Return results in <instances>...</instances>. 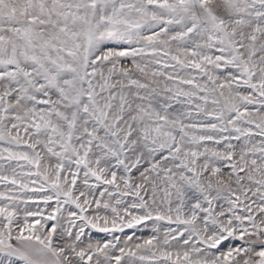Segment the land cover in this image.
<instances>
[{"label":"snow or ice","instance_id":"snow-or-ice-1","mask_svg":"<svg viewBox=\"0 0 264 264\" xmlns=\"http://www.w3.org/2000/svg\"><path fill=\"white\" fill-rule=\"evenodd\" d=\"M0 264H264V0H0Z\"/></svg>","mask_w":264,"mask_h":264},{"label":"rangeland","instance_id":"rangeland-1","mask_svg":"<svg viewBox=\"0 0 264 264\" xmlns=\"http://www.w3.org/2000/svg\"><path fill=\"white\" fill-rule=\"evenodd\" d=\"M149 234H150V232L148 230H143L141 232H138V235H142L144 237H147Z\"/></svg>","mask_w":264,"mask_h":264}]
</instances>
